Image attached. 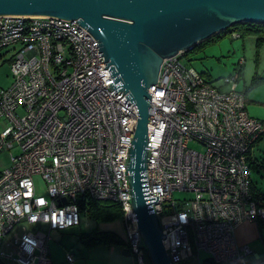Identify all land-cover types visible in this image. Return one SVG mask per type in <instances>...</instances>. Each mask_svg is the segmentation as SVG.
I'll return each instance as SVG.
<instances>
[{"label": "built area", "instance_id": "1", "mask_svg": "<svg viewBox=\"0 0 264 264\" xmlns=\"http://www.w3.org/2000/svg\"><path fill=\"white\" fill-rule=\"evenodd\" d=\"M97 43L76 20L0 15V58L13 50L12 82L0 87V152L19 149L0 170V264H50L51 230L78 225L85 199L120 205L125 243L135 264H147L126 180L136 107L103 69ZM239 76L214 85L179 53L162 61L149 86L142 192L176 264L194 250L198 264L201 251L213 264H248L235 229L264 223V194L251 179L264 119L249 115Z\"/></svg>", "mask_w": 264, "mask_h": 264}, {"label": "water", "instance_id": "2", "mask_svg": "<svg viewBox=\"0 0 264 264\" xmlns=\"http://www.w3.org/2000/svg\"><path fill=\"white\" fill-rule=\"evenodd\" d=\"M0 15L76 20L98 42L103 69L109 67L136 107L126 180L139 244L151 264H176L165 251L159 216L149 212L142 192L150 155L148 89L164 59L184 54L235 24H264V0H0Z\"/></svg>", "mask_w": 264, "mask_h": 264}, {"label": "rangeland", "instance_id": "3", "mask_svg": "<svg viewBox=\"0 0 264 264\" xmlns=\"http://www.w3.org/2000/svg\"><path fill=\"white\" fill-rule=\"evenodd\" d=\"M251 32L237 35L227 33L217 39L206 41L193 52L185 56V60L198 71L204 72L214 83L220 85L223 77L235 71L239 60H242L241 75L236 83L237 89L243 91L246 97V108L250 116L264 119V40L258 43ZM0 58V87H7L12 82L10 61L13 50L4 49ZM4 120L0 119V131ZM19 152L17 147L0 152V170L9 167L10 154ZM253 157L258 165H253L251 179L255 191L264 192V137L253 147ZM38 193L45 194V184L40 176H34ZM189 197L190 193L175 192L174 197ZM93 231L112 232L122 241L126 240V230L121 216L110 219L96 218L90 213H81L80 224L64 230H51V238L47 242L51 264H116L114 252L119 249L134 263L132 255L125 245L96 244L87 246L83 233ZM11 237V234L8 235ZM6 250L5 245L2 246ZM74 255V261L65 259L66 252ZM117 256V254H116ZM207 257L204 251L199 253L202 262ZM148 256L145 260L147 263ZM182 264H198L196 252Z\"/></svg>", "mask_w": 264, "mask_h": 264}, {"label": "trees", "instance_id": "4", "mask_svg": "<svg viewBox=\"0 0 264 264\" xmlns=\"http://www.w3.org/2000/svg\"><path fill=\"white\" fill-rule=\"evenodd\" d=\"M237 32L241 36V34L246 32L253 33L256 37V41L260 43L264 40V24L258 23H238L233 26L228 27L227 29L221 31L218 34L210 37L206 41L217 39L221 36L226 35L227 33ZM206 41L196 45L194 48L184 52L183 56H187L189 53L193 52L198 46L202 45ZM239 66V67H238ZM241 65L237 64L235 70L239 71V75H241ZM264 137V136H263ZM261 139V138H260ZM259 139V140H260ZM253 165H258L257 159L254 158L252 162ZM254 188V186H253ZM255 189V188H254ZM259 194H264V192L260 191ZM257 193V194H258ZM83 213H90L92 216L96 218L110 219L113 217L121 216V208L120 205L116 202L107 201V200H95V199H85L83 201V206L81 207ZM81 212V213H82ZM80 224V223H79ZM78 224V225H79ZM68 228V227H67ZM66 229V228H65ZM64 230V229H62ZM82 238L87 246L96 245V244H106V245H125V241L119 239L112 232H99L93 231L90 233H83ZM69 252V251H67ZM71 253V252H70ZM74 258V255H73ZM147 264H151L150 260L147 259ZM201 264H213L209 258H205L202 260Z\"/></svg>", "mask_w": 264, "mask_h": 264}, {"label": "crops", "instance_id": "5", "mask_svg": "<svg viewBox=\"0 0 264 264\" xmlns=\"http://www.w3.org/2000/svg\"><path fill=\"white\" fill-rule=\"evenodd\" d=\"M235 240L238 245H246L249 248L250 251L245 256L248 264H264V223L252 221L240 223L235 229ZM125 247L129 251L126 244ZM114 253L117 254V256L116 254L113 256L116 264H132L128 256L120 249ZM129 253L132 255L130 251ZM133 264H135V260Z\"/></svg>", "mask_w": 264, "mask_h": 264}]
</instances>
